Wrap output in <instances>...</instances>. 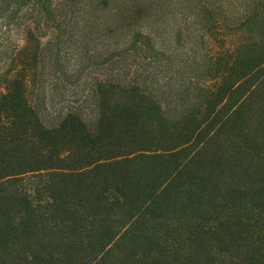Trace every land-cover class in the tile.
<instances>
[{
	"label": "trees",
	"instance_id": "1",
	"mask_svg": "<svg viewBox=\"0 0 264 264\" xmlns=\"http://www.w3.org/2000/svg\"><path fill=\"white\" fill-rule=\"evenodd\" d=\"M0 264H264V0H0Z\"/></svg>",
	"mask_w": 264,
	"mask_h": 264
},
{
	"label": "rangeland",
	"instance_id": "2",
	"mask_svg": "<svg viewBox=\"0 0 264 264\" xmlns=\"http://www.w3.org/2000/svg\"><path fill=\"white\" fill-rule=\"evenodd\" d=\"M81 51H82V49L79 46L77 47L76 45L75 46L74 45L71 46V48L69 49V54H70V56L73 57V60L71 61L72 66H75L76 63H78V60H76V58H79L81 56ZM63 99L65 101H67V100L70 101L71 100V102L73 100L72 99V95L71 94L69 95V93L67 95H65V97ZM52 101L55 102V104H56V103L62 101V99L60 98V96L54 94ZM57 106H55V107L52 108V110H51L52 115L55 114V110H56Z\"/></svg>",
	"mask_w": 264,
	"mask_h": 264
}]
</instances>
